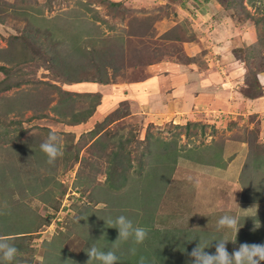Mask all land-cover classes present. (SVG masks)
Wrapping results in <instances>:
<instances>
[{
  "label": "rangeland",
  "instance_id": "rangeland-1",
  "mask_svg": "<svg viewBox=\"0 0 264 264\" xmlns=\"http://www.w3.org/2000/svg\"><path fill=\"white\" fill-rule=\"evenodd\" d=\"M48 1L0 0V48L7 47L16 35L27 39L30 53L29 61L19 63L20 56L12 58L0 51V65L8 66V82L12 83L0 91V118L4 122L0 131L10 133H0V203H8L0 213V233L20 236V231H31L33 236L17 241L25 247L23 257L33 262L20 264H59L53 261L58 256L51 252L59 254L61 250L55 243L49 245L54 240L62 242L63 250L79 256L87 244L81 220L94 213L106 218L114 207H132L143 215L151 207L156 227L197 232L200 236L192 241H199L203 235L211 240L238 237L239 244L227 243L230 253L245 242L264 244V205L259 204L264 199V166L255 170L257 177H251L246 166H235L229 172L233 166L213 165L227 139H254L264 126V114H236V121L222 117L218 125L220 115L209 112L201 119L191 116V121L187 115L182 121L169 119V115L168 120L148 123L142 112L132 114L135 101H130L132 83L162 75L168 68L151 69L162 62L191 60L192 64L196 60L199 68L208 66L211 79H217L218 91L220 87L230 91L240 86H234L229 77V69L239 64L247 68L248 63L253 70L264 71V0H113L122 2L121 6L108 5L104 0ZM78 15L83 16L82 21ZM63 23L65 28L56 32ZM51 28L52 37H59L61 45L42 33ZM38 52L40 57L32 58ZM59 55L69 68L60 71L57 63L52 64L57 61L52 57ZM101 67L109 83L94 81L105 77ZM188 67L181 70L189 72ZM5 77L0 71V81ZM246 78L248 84V75ZM221 81L225 83L221 85ZM260 88L263 97L264 88ZM72 98L75 100L68 101ZM97 100L96 111L83 123L75 124L59 115L64 101L76 112H83ZM63 108L69 111L65 105ZM248 110L254 113L258 109L251 105ZM124 112L127 115L115 121ZM189 122L195 125H187ZM51 128L62 135L64 153L54 166L35 149ZM148 133L153 134L152 151L143 158ZM126 139L131 142L129 147ZM167 143L177 156L174 164L164 162L171 158L170 153H164L163 162L156 156L159 147L163 150ZM121 146L133 151V160L127 178L122 180L125 184L120 182L125 187L117 192L115 184H110L115 180V150ZM154 166L164 172L158 174V168V175L152 176L149 172ZM11 170L16 178L22 177L20 188L4 182L11 177L6 176ZM11 199H23L19 209L10 207ZM225 214L239 217L237 235L231 229H217V221ZM181 246L187 253L189 243ZM117 247L124 250L120 244Z\"/></svg>",
  "mask_w": 264,
  "mask_h": 264
},
{
  "label": "trees",
  "instance_id": "trees-1",
  "mask_svg": "<svg viewBox=\"0 0 264 264\" xmlns=\"http://www.w3.org/2000/svg\"><path fill=\"white\" fill-rule=\"evenodd\" d=\"M52 0H49L48 2L50 3ZM103 2H108L106 4L108 5H112V6H121L122 2H116L113 0H104ZM221 7L226 8L228 5H221ZM221 15H225V13H221ZM215 16H218L215 15ZM64 17V16H60L59 18ZM214 17V16H213ZM78 20L82 21L83 20V16L78 15L77 16ZM218 18V17H217ZM63 20H65V17L63 18ZM79 21V22H80ZM65 23V21H64ZM61 24L59 25V27H56V32H58L59 30H61L62 27H64L65 25ZM77 25H80L78 22H76ZM65 28V27H64ZM53 28L49 29V31H42V33L46 36V34H48V37L51 36L52 39H55L54 42L56 43L55 45H61L62 42H59V37L56 36V38L52 37V33H53ZM63 29V28H62ZM1 36V34H0ZM14 40H10L8 42V46L4 47V48H0V51L2 52H7L10 53L12 58H16L18 56H20L19 58H21L22 60L19 63H25L27 61L30 60V58H28V54L29 53V44L26 41V38H22V36H13ZM64 45H66V43H64ZM68 46V45H67ZM2 49V50H1ZM46 51H48L45 48H42ZM92 52V51H91ZM38 56L35 57L33 55L32 58H38L40 57L39 55H41L40 52L37 53ZM48 54V52H47ZM16 56V57H14ZM76 56V54H72V57ZM52 57V56H51ZM56 59L57 61L52 62V64L57 63V69H59L60 71L61 68L64 69L66 67L69 68V66L65 65L64 61L66 60L64 57H62V55H59V58L55 56L52 57V61ZM68 64V63H67ZM102 68V67H101ZM99 68V69H101ZM72 68H70L71 70ZM103 69V68H102ZM247 75H248V84L249 87L244 89V95L246 97L249 98H254V97H258L260 95H262V90L260 88V84L259 81L257 79V74L259 73V71L261 72L263 69H258V70H253L251 67H249L248 63H247ZM0 71H2L3 73L6 74V77L0 81V91L3 89V85L5 89H9L12 86L11 82H8L9 77L11 78V73H10V69L8 68V66L6 65H0ZM103 71L105 72V70L103 69ZM102 74L105 75V77H100L97 81L101 84H105V83H109V78L107 75V72H103ZM60 74L62 72H59ZM107 75V76H106ZM83 80H75L73 82H82ZM87 81V80H84ZM68 92L64 91V94L66 95ZM94 94H87V97L93 96ZM69 96H71V94L69 93ZM86 96V94H85ZM97 96L98 99L100 97V95H94ZM71 98V97H70ZM66 100L65 97L62 96V100ZM60 100V101H62ZM75 99L72 98V100H68V101H74ZM67 101V100H66ZM66 101H64L63 103H61L60 107L62 108L60 111L61 118L66 120L67 118H69V122H73L75 124H80L83 123L87 120L88 117H90L91 115H93V113L96 111L97 106L99 105V101H95L94 104L92 106H90V108H88L86 111L83 112H76V109L74 108V106H72V104L67 103ZM66 106V108L68 109L69 106H71L68 110V112H66L63 108V106ZM119 109L116 110V112ZM120 113V111H119ZM127 115L126 112H124L123 115H119L116 116L117 118H115L116 120H119L122 117H125ZM4 123L2 122V119L0 118V126H2L1 124ZM112 123V122H111ZM193 122H189L187 123V125H192ZM193 125H195L193 123ZM150 130V129H149ZM1 134L7 136L9 135V131L8 132H1ZM151 133H148L146 138L147 140L145 141V147H144V153H143V158L148 154L149 151H152V144L150 142V140L152 139L151 137ZM145 138V139H146ZM248 138V136H247ZM249 141V145H250V150H249V155L247 156L248 161L245 162L244 166H246V168H248L249 170V174L250 171L252 172L250 175L252 176H256L255 174V170L256 169H260L261 166H264V143H259L258 142V136H254V139L252 138H248L247 139ZM38 140H35V143ZM39 142V141H38ZM38 142L36 143V148L38 151L42 152L40 147L37 145ZM126 145L131 143L129 139H126ZM164 145V144H163ZM166 146L163 147V150H160L161 147H159L158 149V153H157V157L159 159H162V162L164 159V153L171 155V158H168L169 160H166L164 162L170 163V164H174V162L176 163V154L174 152H172L174 149L171 148L170 149V143L165 144ZM162 146V145H161ZM126 146H121L118 148V150H115V164L117 165L115 167V180H113L110 184V187L113 186L115 184V191H119L122 188L125 187V182L122 180H125L127 178V173L131 168V162L133 160L132 157V150H127L125 148ZM127 147H129V145H127ZM165 154V155H166ZM216 158L213 160V165L214 166H219L223 163L224 159V152H222V149L219 150V152L216 153ZM77 157V156H76ZM145 161V160H143ZM128 163V166L126 165ZM125 164V166H124ZM141 166L143 165L142 162L140 163ZM4 166H1V169ZM164 167V166H163ZM159 168V173L158 174H162V172H164V169L161 168L160 166H154L151 171L149 172L152 176H156L157 174V169ZM244 168V167H243ZM171 169V166L167 169V171H169ZM30 170V168L28 169ZM6 174V173H5ZM17 174V173H16ZM249 174H245L247 176H250ZM11 175L10 178L5 179L4 182H6L9 185H13V187H17L20 188L21 184H19L21 181H23L21 178H16V176L14 175V171L11 170V173H8V176ZM24 175V174H22ZM3 177H5V175H3ZM111 177V175H110ZM110 179V178H109ZM254 179V178H252ZM150 180H156V177H151ZM8 181V182H7ZM252 181V180H251ZM120 182H124L120 183ZM120 183V184H119ZM157 183H154L153 185H156ZM159 185V184H158ZM44 186H46V184H44ZM165 188V186L163 185L162 188H160L159 190L162 192V190ZM247 190H249L247 192V194H250V188H248ZM21 191V190H20ZM256 193V190L254 191ZM1 193V191H0ZM2 194V193H1ZM0 194V196H1ZM9 195H11L12 198H14V194L10 193ZM247 196V195H246ZM11 199V205L10 207L12 208H20L18 206V203H22L23 199ZM8 208V203L5 204V202H1L0 203V213L2 210H4V208ZM17 209V210H18ZM113 209V208H112ZM146 211L148 210V213H144L145 215L141 214L139 211L134 210L132 207L131 209L129 207L126 208H115L113 209L112 215L110 216H106L105 219H113L115 220L116 217L120 216V215H125L126 217H128L129 219H131L134 223V225L137 226H141V227H145L148 230V237L145 240V242L142 245H133L131 241L128 242H121L119 243L121 246H123V249H119L117 246L114 247V241L117 239L118 237V229L116 228H112V227H107L106 226V221L102 218L101 214H87L86 217H84L81 221V228L83 229V234L86 235L85 237V241H86V246L84 249H82V252L79 253V256L76 254H72L73 252L67 251V250H63L61 243L62 242H56L55 240L53 242H50V244L55 243V245H57V250H61L59 251V254H54L53 252H51L52 255L54 256H58L56 259L53 257V261L58 260L59 264H86V261L89 259L87 253L85 250H87L90 246L95 245L98 249H100L101 251H108V250H112L115 252V250H120V252H115L119 257H120V264H139V259L140 257H144L145 258V264H185V263H189V258L190 255L189 253L192 251L193 248H195L200 241H192L194 239H197L200 235L197 234V232H195L194 234H190L189 232H186L185 230H179L176 227L173 228H165V229H160L159 227H156V225L154 224V218H155V213L154 212H150L151 207H147L145 209ZM144 218H141V215ZM102 217V218H101ZM85 221L87 223H85ZM80 222L78 224H80ZM77 224V225H78ZM22 233V235L18 236L16 235V233H0V235H4V236H9L12 238V240H16L15 242H12L15 244V246L18 248V261L17 264L20 263H32L33 259L32 258H25L23 257L22 253H23V249L25 248L24 245L20 242L17 241L18 238H22V239H28L29 237L33 236L31 231H20ZM90 238V239H89ZM208 239V240H204V239ZM201 239L207 243V244H211V238L206 237V235L201 236ZM236 242L234 244H239L240 239L238 237H235ZM189 243V249H187V253H185L186 249L183 250L181 243L186 242ZM229 241H231L229 239ZM19 243V244H18ZM217 242H212V247L207 248L206 251L209 253H214L215 252V245ZM186 246V245H184ZM132 247H136L137 251L135 255L130 254L129 249ZM186 247V248H187ZM54 249V248H53ZM122 253V254H121ZM184 255V256H183ZM60 256V258H59ZM59 258V259H58ZM183 258V259H182ZM99 264V262L94 261L93 264Z\"/></svg>",
  "mask_w": 264,
  "mask_h": 264
},
{
  "label": "crops",
  "instance_id": "crops-1",
  "mask_svg": "<svg viewBox=\"0 0 264 264\" xmlns=\"http://www.w3.org/2000/svg\"><path fill=\"white\" fill-rule=\"evenodd\" d=\"M190 61L169 64L162 62V65H152L151 69L154 70L158 69L157 67L168 69L164 70V73L160 76L155 75L152 81L143 78L133 82L132 84L134 86L131 92L133 95L130 101H135V104H132V114L138 116L142 112L144 121L155 123L160 120H166V116L169 115V119L177 117L179 121L186 120V115L189 121H191V116H196L197 118L195 117V119H201L205 116L204 113L209 112L216 117L220 115L216 121L217 125L222 122V117L232 118L236 121V117H234L236 114H239V116L264 114V96L260 97V95L249 98L244 95L243 87H248L246 78L248 69L245 68V64H239L233 70L229 69V77L233 85L240 86H236L237 88L231 89L230 91L228 88L220 87L221 91H218L215 84L217 79L214 77L211 79L210 68L206 65H201L202 67L200 69L198 64L194 63L196 60H193L192 64H190ZM185 65H189L186 69L187 71L191 69L189 72L185 73V71L181 70L183 67H186ZM261 72L264 73V71ZM197 73H200L202 77H199ZM146 74L148 75V73ZM221 82V85L225 83V81ZM233 91L236 92L234 93ZM251 105H255L258 110L254 113L249 112L248 109ZM105 112L107 111H103L104 114ZM209 119L211 120L210 117ZM205 121L209 122V120ZM144 123L146 124V122ZM256 135L258 136V142L264 143V126L259 128ZM233 138L231 137V139H227L224 142L225 145L221 149L224 152L225 160L219 165L233 166L232 168H228L229 172L234 170L233 168H236L235 166H244L243 164H245L250 150L247 139L236 140ZM240 168L238 171H240ZM260 201L259 204L262 203L264 205V199ZM262 220H264V216Z\"/></svg>",
  "mask_w": 264,
  "mask_h": 264
},
{
  "label": "clouds",
  "instance_id": "clouds-1",
  "mask_svg": "<svg viewBox=\"0 0 264 264\" xmlns=\"http://www.w3.org/2000/svg\"><path fill=\"white\" fill-rule=\"evenodd\" d=\"M257 79L261 87L264 88V73H258ZM40 149L47 157L46 162L50 166H54L56 161L64 155L62 135L56 128L49 129L47 138L40 144ZM102 219L106 221L107 227L118 229L114 247L121 242L128 241H131L133 245H142L148 237V230L145 227L134 225L133 221L125 215H120L115 220ZM238 224V216L225 214L217 221V229H231L237 235L240 230ZM255 228L258 226L255 225ZM11 240L12 238L9 236L0 235V264H17L18 248ZM199 241V244L189 253L191 257L189 264H264V244L245 242L230 253L227 249L229 240L215 239L213 240L217 241L215 252L209 253L206 249L212 247L213 241L210 245L202 239ZM231 242L235 243L236 240H231ZM85 251L89 257L86 264H93L94 261L99 264H119L120 257L112 250L101 251L92 245ZM129 251L130 254L135 255L137 249L132 247ZM139 264H145L144 257H140Z\"/></svg>",
  "mask_w": 264,
  "mask_h": 264
}]
</instances>
